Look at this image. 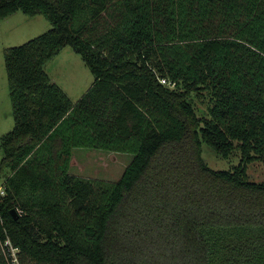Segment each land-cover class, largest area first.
I'll return each instance as SVG.
<instances>
[{
	"label": "trees",
	"instance_id": "obj_1",
	"mask_svg": "<svg viewBox=\"0 0 264 264\" xmlns=\"http://www.w3.org/2000/svg\"><path fill=\"white\" fill-rule=\"evenodd\" d=\"M19 11L51 24L4 50L0 238L22 264H264V182L247 175L264 162V0H0V22ZM66 47L95 77L77 103L46 70ZM203 144L239 165L211 169ZM74 148L133 160L82 178Z\"/></svg>",
	"mask_w": 264,
	"mask_h": 264
},
{
	"label": "rangeland",
	"instance_id": "obj_2",
	"mask_svg": "<svg viewBox=\"0 0 264 264\" xmlns=\"http://www.w3.org/2000/svg\"><path fill=\"white\" fill-rule=\"evenodd\" d=\"M50 29L51 24L43 15L31 17L20 11L0 22V140L14 125L4 50L23 45ZM46 70L52 81L60 86L74 103H77L95 82L93 73L82 57L69 47L63 49L50 61ZM193 103L199 118L208 116L206 99L194 97ZM202 157L208 166L216 171H230L239 165L241 160L239 153L234 154L230 159H223L206 144H203ZM132 160L131 154L74 148L71 174L82 178L115 182L122 177ZM247 175L251 181L264 182V162L257 161L250 164ZM3 182L4 178L0 171V195H5L2 194ZM26 263L33 264L30 261Z\"/></svg>",
	"mask_w": 264,
	"mask_h": 264
},
{
	"label": "built area",
	"instance_id": "obj_3",
	"mask_svg": "<svg viewBox=\"0 0 264 264\" xmlns=\"http://www.w3.org/2000/svg\"><path fill=\"white\" fill-rule=\"evenodd\" d=\"M160 81L162 84H168L165 79ZM2 194H4V192ZM0 252L8 264H22L20 260V249L16 247L9 238L4 240L0 238Z\"/></svg>",
	"mask_w": 264,
	"mask_h": 264
},
{
	"label": "water",
	"instance_id": "obj_4",
	"mask_svg": "<svg viewBox=\"0 0 264 264\" xmlns=\"http://www.w3.org/2000/svg\"><path fill=\"white\" fill-rule=\"evenodd\" d=\"M12 214L17 218L18 217V213L16 210H12Z\"/></svg>",
	"mask_w": 264,
	"mask_h": 264
},
{
	"label": "crops",
	"instance_id": "obj_5",
	"mask_svg": "<svg viewBox=\"0 0 264 264\" xmlns=\"http://www.w3.org/2000/svg\"><path fill=\"white\" fill-rule=\"evenodd\" d=\"M11 117H12V121H13V113L11 114Z\"/></svg>",
	"mask_w": 264,
	"mask_h": 264
}]
</instances>
